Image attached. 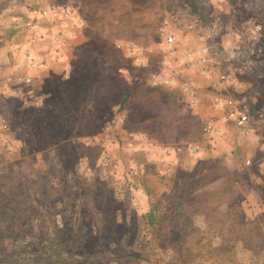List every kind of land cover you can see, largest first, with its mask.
<instances>
[{"label": "rangeland", "instance_id": "rangeland-1", "mask_svg": "<svg viewBox=\"0 0 264 264\" xmlns=\"http://www.w3.org/2000/svg\"><path fill=\"white\" fill-rule=\"evenodd\" d=\"M54 1L82 29L0 95V264H264V0ZM163 32L175 83L151 87L170 73ZM204 44L208 76L182 66ZM229 96L254 126L206 139L213 99Z\"/></svg>", "mask_w": 264, "mask_h": 264}, {"label": "crops", "instance_id": "crops-1", "mask_svg": "<svg viewBox=\"0 0 264 264\" xmlns=\"http://www.w3.org/2000/svg\"><path fill=\"white\" fill-rule=\"evenodd\" d=\"M41 1L42 4H38L39 0H0L1 96L12 98L16 95V90L18 88L13 86L19 85V83L23 81L19 79V82L17 79L15 80V77L13 76V73L17 68H21V70L24 69L27 72L28 69L34 72L41 68H50L52 62L58 60L60 57L59 55L62 54L57 48H54L55 42H58L61 38L60 32H71L73 29L76 30L75 28H81L76 26V21L79 19L78 16H76V11H74V15L62 14L64 23L59 20L61 19L60 16L59 19L56 20H53L50 17L41 16L40 11L51 5L57 9L59 8L56 6L54 0ZM72 27L73 29L70 30ZM74 30L72 32H75ZM37 36H40V38H37ZM38 48L40 50H38ZM26 50H29L34 55L36 62L43 64L42 66L44 68H35L34 65L30 64L24 56ZM64 62L66 61H63V63ZM63 65L66 66V64ZM45 72L46 71H44V73ZM33 74L34 73H32V75ZM35 76H33L34 81L39 83L38 76ZM252 131L257 133L258 130L253 129ZM258 133L263 134L264 131L259 130ZM252 137L249 138L248 136L247 139L255 143V141L258 140V137ZM259 139L261 142V137H259Z\"/></svg>", "mask_w": 264, "mask_h": 264}, {"label": "built area", "instance_id": "built-area-1", "mask_svg": "<svg viewBox=\"0 0 264 264\" xmlns=\"http://www.w3.org/2000/svg\"><path fill=\"white\" fill-rule=\"evenodd\" d=\"M40 14L41 16L50 17L53 20H56L59 19L60 14L74 15V11L66 6H63L61 9H57L51 5L46 9L41 10ZM76 26L82 27L83 20L77 19ZM167 27L168 22H166L162 27V31H166ZM163 34L164 46L166 47V57L162 62V68L170 73L165 74V72L162 71L153 76L150 80L151 87H171L175 83L174 76L177 70L174 63L176 62L178 55L176 37L168 32H163ZM37 38H40V36H37ZM215 55L216 53L213 49L206 44L195 47L193 46L188 48L186 54H184L182 66L189 71L197 72L201 76H208L210 75L212 61ZM24 56L30 64L35 66V68L41 67V64L36 62L34 55L29 50L24 52ZM24 82L29 83L31 82V79L26 77ZM219 82L220 85L226 83L235 84L230 73L227 71H222L219 74ZM197 87L198 86L195 85L194 82L190 81L181 86L182 92L187 97V100L192 104L198 100ZM212 110L215 114L202 124V133L206 139L219 137L223 134V127L221 126L222 122L231 123L236 128L243 129L247 133L250 132L254 126L255 111L245 101H240L236 97L229 96L214 98L212 101ZM192 149L193 151H196L199 147L195 146Z\"/></svg>", "mask_w": 264, "mask_h": 264}]
</instances>
